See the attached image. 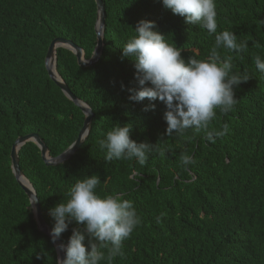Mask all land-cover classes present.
<instances>
[{"label": "trees", "instance_id": "trees-1", "mask_svg": "<svg viewBox=\"0 0 264 264\" xmlns=\"http://www.w3.org/2000/svg\"><path fill=\"white\" fill-rule=\"evenodd\" d=\"M102 1L104 47L98 63L82 68L71 51L56 52L58 75L94 115L89 135L73 157L56 166L44 163L33 142L19 151L20 170L48 227L54 226L49 209L69 199L77 179L97 174L98 194H123L142 221L124 241V254L109 261L103 250L100 264H264V73L254 64L255 56L264 59V0H216L217 31H234L238 41L248 43L240 55L221 54L232 56L233 72L247 71L250 80L235 90L233 111L217 109L210 130L225 124L229 130L215 144L204 140L203 130L169 137L161 102L154 111L145 110L147 99L130 102L135 69L120 51L141 20L153 21V30L181 48L186 61L206 59L214 35L187 25L161 0ZM96 21L94 0H0V264H57L55 247L38 230L29 198L13 176L10 153L18 138L30 134L39 136L51 158L77 139L85 116L49 78L45 57L50 43L63 38L89 60ZM116 123L132 125L137 143L157 144L145 166L104 160L99 141ZM183 154L195 160L187 170ZM74 227L61 242L67 243Z\"/></svg>", "mask_w": 264, "mask_h": 264}, {"label": "clouds", "instance_id": "clouds-1", "mask_svg": "<svg viewBox=\"0 0 264 264\" xmlns=\"http://www.w3.org/2000/svg\"><path fill=\"white\" fill-rule=\"evenodd\" d=\"M161 3L173 15L182 17L187 25L199 26L209 36L214 35V45L206 59L190 57L186 61L181 48L153 30V21L137 22L135 35L120 50L121 59L131 61L135 69L136 86L128 89V100L141 103L147 99L149 105L145 110L153 111L155 102H161L166 109L163 119L167 136H183L189 129L203 130L204 140L215 144L229 130L227 124L220 130H210L217 109L223 114L233 111L237 104L235 90L250 80L247 71L233 72L232 56H222L221 50L240 55L247 51L248 43L238 41L234 31H217L216 0H161ZM254 64L264 73V59L260 55L255 56ZM131 130L130 124L116 123L105 133L99 148L105 153L106 162L134 160L140 166L146 165L157 144L137 143L131 139ZM159 154L165 153L159 150ZM181 163L187 170L195 160L183 154ZM136 175L133 171L132 176ZM100 184L97 174L77 179L68 192L69 199L49 209L54 221L50 232L53 244L60 241L70 225H77L72 228L67 243L57 245L64 253L57 264H100L106 258L103 250H107L109 261L122 256L124 241L141 224L132 200L123 199V194L101 196Z\"/></svg>", "mask_w": 264, "mask_h": 264}, {"label": "water", "instance_id": "water-1", "mask_svg": "<svg viewBox=\"0 0 264 264\" xmlns=\"http://www.w3.org/2000/svg\"><path fill=\"white\" fill-rule=\"evenodd\" d=\"M94 1L97 8V21L95 26L97 43L91 58L89 60H85L82 49L77 47L72 41L63 38L54 39L50 43L45 57V68L47 70L49 78L57 85V87L62 91V93L81 110V112L85 116L83 127L81 128L77 136V139L70 147H68L58 157L51 158L49 157V152L47 147L39 138V136L36 134H30L18 138L13 144L10 153L11 170L13 176L16 179L17 183L21 186L22 190L25 192L27 197L29 198L38 230L44 235H46L50 240H51L50 237L51 230L44 220L36 193L33 189V186L29 183V181L25 178V176L20 170L19 151L21 147L24 146L26 143L33 142L39 148L44 163L47 166H56L67 162L71 157H73L79 151L80 147L83 145L87 136L89 135L90 125L94 115L92 113L91 108L82 101H79L71 93V91L68 89L66 84L58 75L56 71V52L57 49L59 48H63L71 51L75 55L78 65L82 68L90 67L98 63L104 47L103 35H104V26H105V6L102 0H94ZM23 181L24 182L26 181L28 183V186H25ZM59 243H61V241H57L56 244H53L56 250L57 259L63 258L64 256V253L59 251L57 247Z\"/></svg>", "mask_w": 264, "mask_h": 264}, {"label": "bare ground", "instance_id": "bare-ground-1", "mask_svg": "<svg viewBox=\"0 0 264 264\" xmlns=\"http://www.w3.org/2000/svg\"><path fill=\"white\" fill-rule=\"evenodd\" d=\"M23 183H24L25 186H28V183L26 181L25 182L23 181Z\"/></svg>", "mask_w": 264, "mask_h": 264}]
</instances>
